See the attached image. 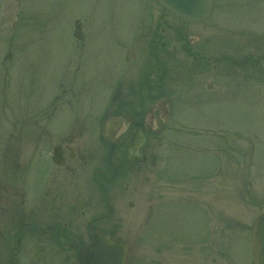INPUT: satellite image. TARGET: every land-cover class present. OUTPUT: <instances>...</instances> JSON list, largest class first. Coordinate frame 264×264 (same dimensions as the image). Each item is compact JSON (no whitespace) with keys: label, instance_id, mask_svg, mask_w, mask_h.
I'll return each mask as SVG.
<instances>
[{"label":"rangeland","instance_id":"1","mask_svg":"<svg viewBox=\"0 0 264 264\" xmlns=\"http://www.w3.org/2000/svg\"><path fill=\"white\" fill-rule=\"evenodd\" d=\"M213 6L216 33L237 38L232 46L239 54L244 49L257 59L264 53V0H215ZM160 11L144 0H0L4 192L18 181L26 184L20 183V160L35 174L42 162L34 160L33 147L58 141L67 129L83 126V141L102 144L106 155L100 136L113 115L107 98L120 75L134 69L124 59L128 48L142 49L135 43L139 22ZM165 63L167 85L186 99L169 104L167 119L154 122L158 129L119 138L129 159L105 186L121 236L132 240L127 264H254L251 231L264 212V61L262 69L248 65L230 75L218 67L209 104L193 101L199 92L208 94L209 79L178 56ZM198 84L204 88H194ZM4 217L0 228L7 233L17 214ZM13 242L2 243L0 258L15 249Z\"/></svg>","mask_w":264,"mask_h":264},{"label":"flooded vegetation","instance_id":"2","mask_svg":"<svg viewBox=\"0 0 264 264\" xmlns=\"http://www.w3.org/2000/svg\"><path fill=\"white\" fill-rule=\"evenodd\" d=\"M144 2L161 11L149 22H139L136 34L140 35V40L135 43L142 45L140 53H130L128 48L125 59L124 50L121 54L126 63L133 62L134 66L130 67L134 69L120 75L107 101L112 104L110 118L122 119L116 131L119 138L131 130L158 129L154 122L157 118L167 119L169 104L186 99L183 90L174 95V89L167 85L169 69L165 61L168 55L177 54L178 60L186 62L197 76L205 81L209 79L205 88L201 84L194 86L208 91L206 96L201 92L193 96L196 104L210 103L215 98L209 93L215 88V78L220 76L218 67L227 69L230 75L231 69L245 70L249 60L258 69H262L259 65L264 61L263 52L255 59L239 49L243 53L240 56L232 46L237 38L216 33V24L211 21L213 16L199 22L175 16V21L170 22V12L158 0ZM172 34L175 44L169 39ZM220 41L227 47L222 55L217 48ZM219 93L223 92L219 90ZM84 135L85 128L80 126L60 133L58 141L38 143L33 147V155L35 161L42 162L41 168L36 169L35 174L30 169L25 171L28 166L20 160V183L26 181V184L19 185L17 180L16 189L6 192L5 186L0 185V220L8 213L17 214L16 227L8 229L7 233L0 228V246L5 240L14 239L15 243V249L10 248V255L0 258V264H18L15 257L18 253L19 264H81L78 250L91 244L94 234L124 240L129 245L130 257L132 240L121 236L118 210L105 198L108 192L105 186L117 179L123 161L129 159L128 151L119 149L117 144L109 158V150L105 155L102 144L87 145L89 140L83 141ZM103 136L101 134L100 138L104 141ZM56 152L62 165L53 162ZM145 160L144 156L142 161Z\"/></svg>","mask_w":264,"mask_h":264},{"label":"water","instance_id":"3","mask_svg":"<svg viewBox=\"0 0 264 264\" xmlns=\"http://www.w3.org/2000/svg\"><path fill=\"white\" fill-rule=\"evenodd\" d=\"M170 11L191 19L202 20L212 9V0H160ZM111 124V122H110ZM113 129L110 127L105 139L114 150ZM57 161V159H55ZM93 243L79 250L81 264H125L128 246L124 241L114 240L107 235H94ZM252 255L254 264H264V213L259 215L252 231Z\"/></svg>","mask_w":264,"mask_h":264}]
</instances>
